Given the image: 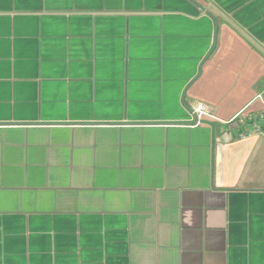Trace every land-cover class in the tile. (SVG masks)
I'll return each instance as SVG.
<instances>
[{
  "label": "crops",
  "instance_id": "crops-1",
  "mask_svg": "<svg viewBox=\"0 0 264 264\" xmlns=\"http://www.w3.org/2000/svg\"><path fill=\"white\" fill-rule=\"evenodd\" d=\"M261 114L264 0H0V264H264Z\"/></svg>",
  "mask_w": 264,
  "mask_h": 264
},
{
  "label": "built area",
  "instance_id": "built-area-1",
  "mask_svg": "<svg viewBox=\"0 0 264 264\" xmlns=\"http://www.w3.org/2000/svg\"><path fill=\"white\" fill-rule=\"evenodd\" d=\"M207 113L208 111L206 105L203 102L196 103L191 109V116L193 120L192 124H198L201 117ZM259 118L264 120V115L261 114Z\"/></svg>",
  "mask_w": 264,
  "mask_h": 264
}]
</instances>
